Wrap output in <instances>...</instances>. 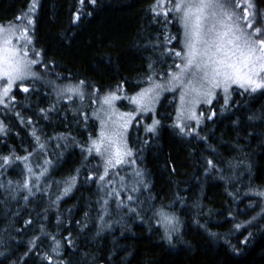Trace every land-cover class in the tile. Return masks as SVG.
I'll return each instance as SVG.
<instances>
[{"label": "trees", "instance_id": "16d2710c", "mask_svg": "<svg viewBox=\"0 0 264 264\" xmlns=\"http://www.w3.org/2000/svg\"><path fill=\"white\" fill-rule=\"evenodd\" d=\"M155 2L97 0L95 7L86 2L84 14L74 25L79 0H38L33 17L35 47L43 50L42 59L50 62L51 78L57 73L62 76L57 87L84 80L87 99L82 102L78 98L58 97L55 89L40 83L29 94L14 91L16 103L1 117L6 134L0 136V156L13 150L25 156L38 149L30 135L33 129L45 148L29 158L31 174L20 162L0 169V184L4 186L0 188V264H47L40 259L45 254L52 264H57L61 257L52 254L51 235L42 236L41 225L60 240L64 264H264V216L242 229V235L234 229V224L257 216L264 205L258 198L244 194L250 187L264 188V127L258 126L259 118L264 117V93L235 94L232 106L223 111L220 104H215L212 109L216 115L210 120L205 118L196 131L207 141L198 139L195 133L180 135L178 129L170 126L173 120L168 96L157 108L162 121L158 135L146 133L142 124L131 129L130 145L137 153L135 166L143 173L148 188L137 184L139 191H129L133 201L124 203L137 208L139 216L127 208L118 210L116 198L107 195L109 187L105 192L99 190L97 179L103 173L98 167L99 159L92 155L85 161L86 153L77 146L87 145L89 136L96 135L89 97L94 88L104 94L123 85L121 93L132 96L146 85L140 81L149 74V63L155 62V70L162 73L172 64L170 56L152 47L157 39L163 41L164 33L163 16L157 18L160 23L154 22L151 8ZM30 3L31 0H0V25L14 21ZM253 3L258 12H264V0ZM168 31L178 34L179 25H168ZM173 46L179 49L176 41L167 45ZM52 105L56 111L47 113L49 119H44L40 110ZM80 110L89 117L87 127ZM250 115L257 120L250 123ZM29 119L32 124L27 123ZM253 132L257 134L255 139L249 136ZM209 146L216 151L212 152ZM209 159L221 171L209 170L206 175ZM45 160L51 163L45 165ZM40 166L48 171L39 185L51 196L33 188L35 194L25 201L28 192L22 189L23 182L34 181L42 170ZM89 174L93 180L87 179ZM72 176H77L72 192L58 206L53 204L56 196L62 194L64 182ZM102 197L109 199L110 215L105 216L104 222L99 219ZM161 208L175 213L181 222L182 240L175 239V246L162 238L163 230L153 219V210ZM58 215L63 221L59 227ZM28 220L32 223L26 224ZM85 222L87 227L82 231ZM249 231L252 236L246 247L240 240ZM69 232L75 247H69L64 239ZM36 236L41 237L38 249L25 257L29 241ZM225 237L241 250L239 255L231 250Z\"/></svg>", "mask_w": 264, "mask_h": 264}, {"label": "snow or ice", "instance_id": "6c2138e0", "mask_svg": "<svg viewBox=\"0 0 264 264\" xmlns=\"http://www.w3.org/2000/svg\"><path fill=\"white\" fill-rule=\"evenodd\" d=\"M86 2L93 7L97 4V0H79L80 6L73 15L72 24H77L81 19L84 14L83 6ZM243 5H247V7H243ZM37 6L38 0H31L26 12L18 15L14 21L0 25V106L6 109L16 103L15 88L29 94L36 90L35 86L38 83L51 86L56 90L58 97L67 96L68 100H73V97H76L80 101L86 98L84 90L86 81L80 80L77 84L68 83L63 87H57L56 82L61 80L62 76L57 73L54 79L51 78L48 68L50 62L42 59L43 50H37L34 43L35 21L33 17ZM242 7L243 14L238 11ZM151 11L156 23H160L161 21L157 18L163 16L164 25L163 41L157 39L152 47L154 50L159 49L163 55L170 56L172 64L169 65L166 73L157 72L155 62L148 64L149 74L140 81V83L146 82L147 86L141 87L134 95L126 97L134 106L131 111L121 112L115 105V101L122 99L119 93L123 90V85H118L115 91H109L102 97L99 95L101 90L94 88L90 99L92 104L99 105L98 108L93 109V117L100 122V130L95 137L89 136L87 145L77 143L81 152L86 153L85 161L92 155L99 158L98 167H103V173L98 175L97 184L101 192H105L108 185L114 184L112 177L118 175L121 169L136 164L137 153L130 145L129 136V129L133 125V121L139 125L143 121L138 120V116H150L151 123L145 124V132L152 136L158 135L162 121L158 118L159 113L156 106L160 103L164 93L178 94L179 103L176 107V116L170 126L178 129L179 134L183 136L195 133V128L188 121H194L195 127L199 128L202 117L210 120L216 115L215 111L207 116L204 111L198 113L197 109L200 105H207L210 109L214 108L215 103L219 102L222 96L221 109L223 111L232 106L234 103L232 98L235 94L254 96L258 92L264 93V12L256 10L253 0H243V4L241 0H156ZM87 14L91 15L90 12ZM174 23L178 24L180 29L176 35L168 31V25ZM173 41L179 43V49H176L175 46L167 47ZM147 46L145 45V47ZM236 89H239V92H236ZM53 111H56L55 105L40 110L44 119H49L47 113ZM79 114L85 117L84 124L87 127L89 121L87 113L80 110ZM17 117L23 120L20 113H17ZM248 120L251 123L256 121L257 117L250 115ZM27 123L32 124L33 121L29 119ZM258 126L264 127V117L259 118ZM4 134H6V128L0 121V135ZM30 135L39 148L25 156L17 155L14 150L9 155L0 156V161H2L0 169L6 170L16 162H20L24 165L25 172L29 174L33 172L29 158L39 149H44L45 144L41 143V137L37 135L36 129H33ZM195 135L198 139L207 141V137L200 136L199 133H195ZM249 136L255 139L257 134L253 132L249 133ZM53 138L59 139V137ZM59 146L58 144L57 147ZM209 147L212 152L216 151L215 148ZM50 163L51 161H44L45 165ZM229 166L231 167V164ZM40 167L42 170L39 175L35 176L34 181L25 179L23 182L22 189H26L28 192V195L24 196L25 201L35 194L33 188L36 189V192L51 196L50 192L42 190L39 185L40 178L48 171L46 167ZM209 170L221 171L212 159L207 160L206 175ZM173 171H175L174 168ZM79 172L80 169H77V176ZM77 176H72L64 182L65 186L60 190L62 194L56 196V199L52 201L53 204L58 206L59 201L72 192L76 186ZM134 177L140 179L135 180L131 192L139 191L136 184H144V188L147 190L148 185L142 178L143 173L136 170ZM221 178H225L223 174ZM87 179L93 180L94 177L89 174ZM124 180L125 177L120 176L122 185ZM30 183H32V187H29ZM11 184L12 181H9V185ZM3 187L0 184V188ZM48 187L50 188L51 185ZM113 194L116 196L118 210L127 208L130 213L140 215L137 208L125 204L119 198L120 191H117L115 187L107 192L108 197H112ZM244 194L264 202V188L250 187ZM229 195L232 196L233 193L229 192ZM12 198L15 199V196ZM101 199L103 203L99 219L104 222L105 216L110 215L107 208L109 199L103 197ZM133 199L134 197L129 194L128 200L133 201ZM259 216H264V205L261 206V212L257 216H253L244 223L234 224L235 231L241 232L242 229H247L255 223ZM153 219L157 226L163 230L162 238L168 244L175 246V239L182 240L181 222L175 213L164 211L163 208L153 210ZM25 223L31 224L32 221L28 220ZM62 223L63 221L58 215L57 226H61ZM106 226L110 227L108 224ZM86 227L87 223L85 222L81 230L83 231ZM40 232L42 236L51 235L53 241L51 252L55 256L61 257L57 264H64L60 240L55 235L47 233L43 225H41ZM100 234L98 231L97 235ZM209 235L213 238L216 237L215 233H209ZM251 236L252 233L249 231L248 236L240 240V243L247 247ZM40 239V236H36L29 241L25 257L34 249H38ZM64 239L68 241L69 247H75L71 240V232ZM225 242L230 245L232 251L237 255L240 254L241 250L232 245L226 237ZM40 259L47 261V264H52V260L47 254L42 255ZM93 259L95 258L93 257ZM23 264H26V261H23Z\"/></svg>", "mask_w": 264, "mask_h": 264}, {"label": "rangeland", "instance_id": "374dc122", "mask_svg": "<svg viewBox=\"0 0 264 264\" xmlns=\"http://www.w3.org/2000/svg\"><path fill=\"white\" fill-rule=\"evenodd\" d=\"M241 3L243 4V0H241ZM243 7H247V5H243ZM243 7L242 8H240V9H238V11L241 13V14H243ZM179 31H180V29H179ZM179 47H180V45H179ZM145 86H147V85H145ZM144 86V87H145ZM15 90H19L20 91V89L19 88H15L14 89V91ZM236 92H239V89H236ZM92 94V93H91ZM104 94H106V93H104ZM104 94H99L101 97L104 95ZM119 95L122 97V99H119V100H117V101H115V105H116V107H117V109L119 110V111H121V112H127V111H131L132 109H133V105L129 102V100L126 98V97H130V96H125L123 93H119ZM85 96H86V94H85ZM166 96H168L169 98H168V102H169V106H171V108H172V120H174V118H175V116H176V107H177V105H178V103H179V98H178V94H174V93H164L163 94V96H162V98H161V101L166 97ZM63 97H66L67 98V96H63ZM89 97H91V95L89 96ZM73 98H76V97H73ZM87 99V97L85 98V100ZM233 99V98H232ZM78 100H79V98H78ZM84 101V100H83ZM82 101V102H83ZM160 101V102H161ZM160 104V103H159ZM159 104L156 106L157 108H158V106H159ZM215 104H220V106L223 104V97L221 96V98H220V100H219V102H217V103H215ZM92 107H93V109H95V108H98L99 107V105H92ZM10 109V108H9ZM199 111H204L205 112V114H206V116L207 115H211L212 114V111H213V109L211 108H209V106H207V105H200L199 106V108L197 109V112L199 113ZM7 112V109L6 108H4L3 106H0V121H2V115H4L5 113ZM92 116H93V111H92ZM137 119L138 120H141V121H143L142 123H140V124H142L144 127H143V129H144V131H145V124H150L151 123V118H150V116H138L137 117ZM202 119V123H203V121H204V117H202L201 118ZM96 120V128H97V130H96V134L99 132V130H100V122L97 120V119H95ZM3 122V121H2ZM188 123H190L191 125H192V127L193 128H195V133H196V131H197V129L198 128H196L195 127V123H194V121H188ZM202 123H201V125H202ZM139 124V125H140ZM200 125V126H201ZM138 125H137V123H136V121H133V125L130 127V129H129V134H130V132H131V129H133V128H135V127H137ZM1 136V135H0ZM96 136V135H95ZM94 136V137H95ZM99 159V158H98ZM137 169H136V166L135 165H131L130 167H128V166H126V167H124L123 169H121V171L119 172V174L118 175H115V176H113L112 177V179H113V181H114V184H110V185H108V187H109V189H110V191L112 190V188L113 187H115V189L117 190V191H120V199H122L123 201H127L128 200V195H129V191H131V188H132V186H133V184H134V182H135V180H137V178L138 177H134V172L136 171ZM101 171H103V167H101ZM113 171H115V170H113ZM120 176H124L125 177V180H124V182H123V185L121 184V182H120ZM126 186V187H125ZM136 187H137V184L135 185ZM123 188V191H121V189ZM109 191V192H110ZM112 196H114L115 198H116V196H115V194H113ZM127 204V203H126Z\"/></svg>", "mask_w": 264, "mask_h": 264}]
</instances>
